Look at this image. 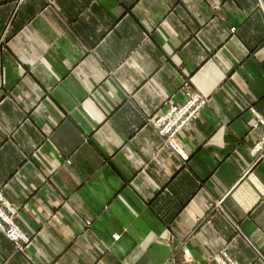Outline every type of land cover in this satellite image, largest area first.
<instances>
[{"label":"crops","instance_id":"crops-1","mask_svg":"<svg viewBox=\"0 0 264 264\" xmlns=\"http://www.w3.org/2000/svg\"><path fill=\"white\" fill-rule=\"evenodd\" d=\"M260 1L0 0V264H264ZM190 79L176 150L148 119Z\"/></svg>","mask_w":264,"mask_h":264},{"label":"rangeland","instance_id":"rangeland-1","mask_svg":"<svg viewBox=\"0 0 264 264\" xmlns=\"http://www.w3.org/2000/svg\"><path fill=\"white\" fill-rule=\"evenodd\" d=\"M53 1L54 0H47V2L50 3V4L53 3ZM259 7L261 9H263V12H264V1L261 0L259 2ZM234 31H235V28L232 29V32H234ZM186 81L184 82V86L182 87L183 94H184L183 102L174 103V102L169 100L168 104L166 103L167 106L165 107V109L161 113H157L156 115H154V116H152L151 118L148 119V122H150L155 127V129H157L159 134L164 138L165 144L170 146L172 149H176V150L178 149L177 142H176L177 135L172 137V136H168L171 133H167L166 134V131L168 130V126H169L168 122L172 118H174V120H176L177 115H174V114H176L178 112L179 113L180 112L185 113L187 111L186 114L189 117L190 115H188V114H190L192 112V108H191L192 107V105H191L192 103L191 102L194 99H198L199 100V99L203 98L206 101V104H207V98L193 87V85L191 84V79L190 80H186ZM3 97H4L3 96V87H2V83H0V103L3 100ZM206 104L204 105V107L206 106ZM202 109L200 110V112L197 115V117L192 118L193 120H191L189 123H191L192 121H194L195 119H197L199 117ZM160 121L163 122L161 127H159ZM184 124H185L184 122L178 120L174 124L173 129H178L179 128V129L182 130L188 125V124H185V126H183ZM182 126H183V128H181ZM162 130H163V132H162ZM252 153L254 155H256V157H257L256 162L264 159V134L259 139V141H257V143L254 145V147L252 149ZM218 206H220V202H218ZM19 213H20V207L14 205L5 196V194H4V192H3L2 188H1L0 189V232L3 233L4 235H6V237L8 239L13 241L15 243L17 249H20V251L25 252V246L30 243L31 236L26 231H24L22 229V227L20 226V223L18 221ZM12 226H17L18 229H19V230H17L18 236L15 237V238L12 237L11 234L9 233L10 228ZM2 227H4L6 229V231L3 230ZM23 234L26 235L28 240H25V238L22 237ZM225 254H227L229 256L227 251H221V253L216 255L214 261H212L210 264H222V261L226 260V258H224ZM186 255H189V251L188 250H185V252H184L185 259L183 260V262L181 264H193V262L190 259L186 258ZM221 257H222V260L220 259ZM230 259L233 261V264H235L234 260L231 257H230Z\"/></svg>","mask_w":264,"mask_h":264},{"label":"built area","instance_id":"built-area-1","mask_svg":"<svg viewBox=\"0 0 264 264\" xmlns=\"http://www.w3.org/2000/svg\"><path fill=\"white\" fill-rule=\"evenodd\" d=\"M192 104V112L190 113V114H188V115H190L189 117L187 116V114H186V112L185 113H183V112H178V113H176V114H174V115H177V118H176V120H174V118H172L169 122H168V130L166 131V134L167 133H171L170 135H168V136H175V135H177L178 134V132L181 130V129H173V126H174V124L176 123V121H178V120H180V121H182V122H184L185 124H188L191 120H193L192 118H194V117H197V115L199 114V112H200V110L204 107V105L206 104V101L203 99V98H201V99H194V100H192V102H191ZM189 112V111H188ZM158 122V121H157ZM162 124H163V122L162 121H160V124H159V127H161L162 126ZM185 124L183 125V126H185ZM183 126L181 127V128H183ZM162 132H163V130H162ZM165 132V131H164ZM5 215V214H4ZM3 228V230H5L6 231V229L4 228V227H2ZM17 230H19L18 229V227L17 226H12L11 228H10V231H9V233L11 234V236L12 237H17L18 236V234H17ZM23 238H25V240H28V238L26 237V235L25 234H23V236H22ZM224 258H226V260H223L222 261V264H233V261L230 259V257L227 255V254H225L224 255ZM221 260H222V257L220 258Z\"/></svg>","mask_w":264,"mask_h":264}]
</instances>
